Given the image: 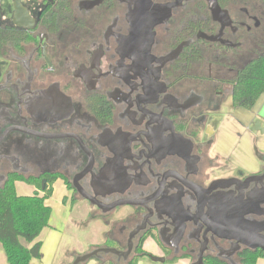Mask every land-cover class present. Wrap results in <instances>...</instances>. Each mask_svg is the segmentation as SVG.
<instances>
[{
  "label": "flooded vegetation",
  "instance_id": "flooded-vegetation-1",
  "mask_svg": "<svg viewBox=\"0 0 264 264\" xmlns=\"http://www.w3.org/2000/svg\"><path fill=\"white\" fill-rule=\"evenodd\" d=\"M19 1L26 27L0 0V190L57 176L104 234L87 253L129 251L86 262H151V235L190 264L260 251L243 234H264V93L239 83L264 58V0H150V35L139 0Z\"/></svg>",
  "mask_w": 264,
  "mask_h": 264
},
{
  "label": "trees",
  "instance_id": "trees-1",
  "mask_svg": "<svg viewBox=\"0 0 264 264\" xmlns=\"http://www.w3.org/2000/svg\"><path fill=\"white\" fill-rule=\"evenodd\" d=\"M247 75L239 83L241 87L255 94L264 93V58L259 59L254 67L247 68ZM57 176L44 178V184L36 185L39 192L31 195H18L14 182L7 183L0 190V249L6 264H32L41 258V242L37 241L41 231L49 228L51 208L45 201L53 193V183ZM13 181H25L32 185V180L15 178ZM30 245V247H28ZM264 258L261 251L245 252L239 255V264H255L257 259ZM172 259L170 263L176 262ZM134 259L130 264H137ZM100 264H114L106 260ZM203 264H228L214 257H205Z\"/></svg>",
  "mask_w": 264,
  "mask_h": 264
},
{
  "label": "rangeland",
  "instance_id": "rangeland-1",
  "mask_svg": "<svg viewBox=\"0 0 264 264\" xmlns=\"http://www.w3.org/2000/svg\"><path fill=\"white\" fill-rule=\"evenodd\" d=\"M245 150L246 153L244 154L249 156L251 148L249 147ZM52 187L53 193L48 199L47 205L51 208L49 224L54 225V229H56V232H53L51 229H46L43 233H41L42 240L45 239L49 242L53 239V236L55 234H73V240L75 241V243L77 245H83L85 241H87V234H90L89 231H91V227H89V225L84 222V218L82 216L83 212L85 213L88 210V207L85 205V203V206L81 203L72 205L71 202L68 200V192L66 191L61 180H55ZM17 190L19 195H31L34 191L39 192L38 190L33 191V188L30 185L23 182H20ZM39 194L42 195L41 192H39ZM71 248L72 246L66 243L63 248H61L58 261H67L68 255L71 252ZM0 253H2L1 249ZM77 256H75L73 260Z\"/></svg>",
  "mask_w": 264,
  "mask_h": 264
},
{
  "label": "crops",
  "instance_id": "crops-1",
  "mask_svg": "<svg viewBox=\"0 0 264 264\" xmlns=\"http://www.w3.org/2000/svg\"><path fill=\"white\" fill-rule=\"evenodd\" d=\"M19 184L20 182L15 183V190L17 194H18L17 188ZM33 191H34V188H33ZM47 202L48 200L45 201V204H47ZM81 204L84 205V203H81ZM86 212L85 213L83 212V215H82L83 218H85L84 216L86 215ZM49 226H50L49 228H45L41 233H43L46 229H51L53 232H56V229H54V225L49 224ZM100 230L101 228L99 227L91 226V231H89L90 234H87L86 236L87 241H85L83 245H77L75 243V241L73 240V237H74L73 234H55L53 236V239L48 242L45 239L42 240V234L40 233L39 237L37 238V241L41 242V258L39 260L32 261V264H70L75 256L85 254L89 252L93 246L102 244L104 242L105 240L104 234H97V232L99 233ZM66 243L72 246L71 252L68 255V260L58 261L61 248H63V246ZM28 247H30V245ZM143 250L145 252L153 254L154 256L163 257L161 256L162 255L161 251L155 245V238L153 235L147 237L146 241L143 243ZM72 253H73V257H72ZM165 258H166V261L164 263H154L146 259H141L138 261L137 264H190V261H191L190 258L187 256L179 257L177 261L174 263H170V261L172 260L171 256H167ZM0 262L1 264H6V260L3 255V252L0 253ZM84 264H97V262L94 260H91ZM255 264H264V258L257 259Z\"/></svg>",
  "mask_w": 264,
  "mask_h": 264
},
{
  "label": "water",
  "instance_id": "water-1",
  "mask_svg": "<svg viewBox=\"0 0 264 264\" xmlns=\"http://www.w3.org/2000/svg\"><path fill=\"white\" fill-rule=\"evenodd\" d=\"M140 3L136 5L134 10V32L137 34L138 32V24L141 19H145L147 31H149V35L151 34V29L156 23L161 20L162 15L166 13L163 8V5H152L150 0H139ZM180 0H178L179 2ZM181 1H189V0H181ZM209 6L210 11L212 14H216L220 12V9L217 5L216 0H206ZM13 23L17 26L26 27L28 24H31L33 20L29 17L27 9L20 3L19 0H13ZM168 11V10H167ZM136 36V35H135ZM253 130H257L260 133H264V126H261L259 122H255ZM261 229H257L253 231L252 234H243L245 236L252 237L254 239H264V234H259ZM260 251L264 254V247H259ZM98 252H102L104 254H110L116 256L118 259L122 257H126L129 254V251L123 252L116 250L114 248H105L100 250H94L90 253L83 254L77 256L72 264H82L89 260L92 256L96 255ZM151 262L154 263H164L166 261L165 257H158V256H148ZM221 261H225V259H220ZM226 262V261H225ZM191 264H203V256L199 254L197 260L195 262H191Z\"/></svg>",
  "mask_w": 264,
  "mask_h": 264
}]
</instances>
